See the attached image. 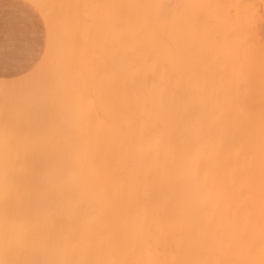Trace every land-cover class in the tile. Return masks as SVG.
Here are the masks:
<instances>
[{
	"label": "bare ground",
	"instance_id": "bare-ground-1",
	"mask_svg": "<svg viewBox=\"0 0 264 264\" xmlns=\"http://www.w3.org/2000/svg\"><path fill=\"white\" fill-rule=\"evenodd\" d=\"M27 1L0 264H264V0Z\"/></svg>",
	"mask_w": 264,
	"mask_h": 264
},
{
	"label": "crops",
	"instance_id": "crops-1",
	"mask_svg": "<svg viewBox=\"0 0 264 264\" xmlns=\"http://www.w3.org/2000/svg\"><path fill=\"white\" fill-rule=\"evenodd\" d=\"M48 44L47 24L33 4L0 0V79H16L34 70Z\"/></svg>",
	"mask_w": 264,
	"mask_h": 264
},
{
	"label": "rangeland",
	"instance_id": "rangeland-1",
	"mask_svg": "<svg viewBox=\"0 0 264 264\" xmlns=\"http://www.w3.org/2000/svg\"><path fill=\"white\" fill-rule=\"evenodd\" d=\"M34 69H35V68H34ZM3 110H4V109H3ZM3 110H2V112H0V114H1V113H3V114L5 113V115L1 114V115H0V118L2 119V117H1L2 115H3V117L5 116V118H3V119H5L6 121H4L3 119H2V121L6 124V126H5L4 124H3L4 126L0 124L1 126L4 127V129H3V127L0 126V133H1L0 136H1L2 134H3V136H4V134H5V135H7V137H8V136H9V133H8L9 130H8V129H11L10 125H9L10 128L8 127V123H11V125H12V122L14 123V120L12 121V118L9 117V114H7V110H4V112H3ZM5 111H6V112H5ZM22 117H23V121H24L23 123H21V122H22ZM24 117H25V116H23L22 114H20V119H19V122H18V125H17V126L20 125V128L23 126L24 123L26 124V122H25L26 119H25ZM7 118H10V119L7 120ZM2 121L0 120L1 123H3ZM8 121H9V122H8ZM10 121H11V122H10ZM7 122H8V123H7ZM15 122H16V121H15ZM20 123H21V124H20ZM16 124H17V123L13 124V125H15V127L12 126L13 128H12L10 131H12L13 129L15 130V129H18V128H19V127L16 128V127H17ZM21 125H22V126H21ZM6 127H7V129H6ZM24 127H25V125H24ZM24 127H22L23 129H22L21 132H20V129H18V131L21 133V136H22V134H23L22 132H24L23 130H25ZM20 133H18V134H20ZM18 134H17V135H18ZM21 136H20V137H21ZM5 138H6V136H5ZM1 150H2L1 152L4 151L3 149H1ZM6 151H7V150H6ZM1 152H0V153H1ZM16 152H17V151H16ZM3 153H5V152H3ZM16 156H17V155H16ZM14 157H15V156H14ZM13 159H16V157L13 158ZM17 161H18V160H17ZM15 162H16V160H15ZM12 194H14V192H12L11 195H12ZM6 216H7V215H5V217H6ZM8 217H9V216H8ZM3 218H4V217H3ZM5 220H6V219H5ZM9 222H10V221H8V223H9ZM8 223H7V224H8Z\"/></svg>",
	"mask_w": 264,
	"mask_h": 264
}]
</instances>
